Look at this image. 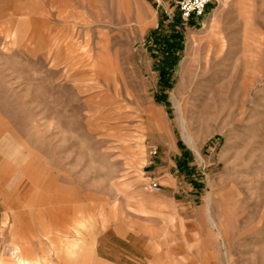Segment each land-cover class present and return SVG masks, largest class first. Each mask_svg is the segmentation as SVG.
I'll use <instances>...</instances> for the list:
<instances>
[{
	"label": "rangeland",
	"instance_id": "rangeland-1",
	"mask_svg": "<svg viewBox=\"0 0 264 264\" xmlns=\"http://www.w3.org/2000/svg\"><path fill=\"white\" fill-rule=\"evenodd\" d=\"M0 145L80 230L134 211L167 264H264V0H0Z\"/></svg>",
	"mask_w": 264,
	"mask_h": 264
},
{
	"label": "crops",
	"instance_id": "crops-1",
	"mask_svg": "<svg viewBox=\"0 0 264 264\" xmlns=\"http://www.w3.org/2000/svg\"><path fill=\"white\" fill-rule=\"evenodd\" d=\"M0 145V264H167L154 247L152 219L121 214L113 223L76 228L72 198L54 192L44 203L42 183L28 180L24 156ZM137 212V211H136ZM76 243L91 259L75 256Z\"/></svg>",
	"mask_w": 264,
	"mask_h": 264
},
{
	"label": "built area",
	"instance_id": "built-area-1",
	"mask_svg": "<svg viewBox=\"0 0 264 264\" xmlns=\"http://www.w3.org/2000/svg\"><path fill=\"white\" fill-rule=\"evenodd\" d=\"M215 0H178V10L182 20H198L205 16L208 7ZM152 190L157 191V184H152Z\"/></svg>",
	"mask_w": 264,
	"mask_h": 264
}]
</instances>
